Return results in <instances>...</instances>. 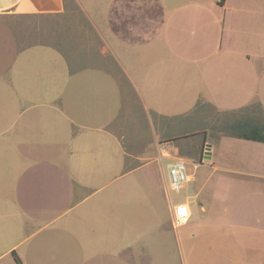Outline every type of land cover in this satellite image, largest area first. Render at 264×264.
Wrapping results in <instances>:
<instances>
[{
	"label": "crops",
	"instance_id": "crops-1",
	"mask_svg": "<svg viewBox=\"0 0 264 264\" xmlns=\"http://www.w3.org/2000/svg\"><path fill=\"white\" fill-rule=\"evenodd\" d=\"M155 1L160 9L157 32L164 33L166 28L165 35L172 36L174 42L191 44L185 45V51L191 46L205 51L189 71L193 93L206 90L194 101H207L218 110L240 107L219 104L211 95L214 86L221 85L228 92L250 93L251 102L264 105V55L249 54L234 44L225 48L220 38L200 36L208 29L217 32L226 21L224 13L229 14L232 25L264 29V7H232L231 0ZM122 8L127 10L125 3ZM64 10L65 0H0V19L57 17ZM54 21H49L50 35L81 28L66 23L59 26ZM14 28V24L0 22V264H16L13 254L23 264H161L159 234L165 231L137 230L134 236L129 235L134 239L127 240L126 215L117 213L118 228L111 229L110 209L106 208L111 203L120 206L121 201L125 205L121 189L114 199L108 190L100 197L98 194L110 183L104 180L105 175L117 165L124 172L151 165L147 172L155 177L152 164L156 163L166 186V166L158 155L174 135L158 132L151 123L128 128L127 120L111 111L110 86H63L60 74L51 75L58 83L48 87L47 46L61 54L63 49L58 42L48 45L38 37L17 39ZM182 29L187 30L186 36L173 35ZM207 39L210 46L206 49L201 45ZM254 61L255 69H244ZM71 64L72 60L65 74L73 78L78 73ZM198 101L176 116L189 113ZM84 103L90 107L83 108ZM229 137L219 135L211 142L207 134L204 156L211 158L213 144L219 146ZM253 142L262 143L254 147L264 151L263 142ZM243 150H231V156H240ZM135 164L137 167L127 171ZM230 170L264 177V171L244 166ZM228 185L221 187L235 190L230 196L215 195L207 204L199 197L204 184L196 187L192 199L188 197L191 216L187 222L192 220L193 226L182 231H178L181 226L173 228L186 252L184 264H264V181ZM151 199L153 204L157 202ZM86 204L82 212L87 215H64ZM205 214L209 216L205 218ZM144 233H148L146 238ZM163 242L167 243L161 246L163 264L170 260L173 264L172 245L169 239Z\"/></svg>",
	"mask_w": 264,
	"mask_h": 264
},
{
	"label": "rangeland",
	"instance_id": "rangeland-1",
	"mask_svg": "<svg viewBox=\"0 0 264 264\" xmlns=\"http://www.w3.org/2000/svg\"><path fill=\"white\" fill-rule=\"evenodd\" d=\"M121 1L122 6L125 3L126 11L122 6L118 7L120 0H75L77 5L74 0H65V10L57 17L10 16L0 19V22L14 24L17 39L33 40L32 38L38 37L48 45H52L54 41L59 43L63 54L47 46L48 87H54L58 83L51 75L60 74L63 86L67 84L110 86L111 111L116 113L117 118L127 120L128 128L140 126L142 128L151 123L158 132L168 136L174 135L172 141L165 146L169 149L171 146L176 147L171 150L175 149L177 154L185 159L187 170L193 173L192 179L179 191L166 189L156 163L152 164L157 173L155 177L147 172L151 165L144 167H137L138 164L131 165L127 167V171L137 168L128 172L119 170L121 168L119 165L116 167L112 165L111 167L115 169H111L110 174H106L104 178L110 183L98 197L108 190L112 199L118 198L117 193L121 189V198H124L125 205L121 201L120 206L113 203L106 206L110 209L108 212L111 215L110 228H118L117 213H121L126 215L127 240H133L134 238L129 235L134 236L137 230L165 231L159 234L160 263L165 262L161 246L167 243L163 240L169 239L173 249V264H184L186 252L183 251V243L181 244L179 240L177 230L171 225V207L187 201L188 197H193L196 187L199 188L201 184H204V187L199 197L206 200L204 201L206 203L215 195L228 197L230 192L235 191L231 188H222V185L229 186L228 184L236 181L250 183L264 181L261 175L233 173L230 170L235 166H244L264 171V151L254 147L263 145L262 143L231 136L224 138L219 146L217 142L214 143L212 157L206 158L203 146L206 135L208 134L211 142L215 141L222 135L219 129L222 128L224 120L253 117L251 118L253 123L264 125V105L261 102H251L250 93L228 92L227 88L221 85L214 86L215 92L211 95L219 104L240 107L218 110L207 101L196 100L206 90L193 93L192 85L189 83L192 78L189 71L195 68L194 61L204 55L205 51L197 46H191L193 48H187L185 51V45L191 44L174 42L172 36L165 35L168 31L166 28L164 33L157 32L160 9L155 0ZM230 5L258 8L264 7V0H231ZM224 16L226 21L217 26V32L208 29L207 34L200 35L201 38L217 37L222 39L225 48L234 44L237 49L249 54L264 55V29L258 27L249 29L245 24L232 25L228 21L229 14L224 13ZM53 20L59 26L66 23L71 28L72 25L81 28L72 31L61 29L56 35H50L49 21ZM134 25H137V28ZM35 26L36 29L32 28ZM36 31L39 33L36 34ZM25 33L27 37H24ZM173 35L186 36L187 30L175 31ZM136 36L141 40L136 39ZM209 39L201 46L207 49L210 46L206 45ZM66 56L69 57V61ZM70 60L71 66L76 68L78 73L73 78L65 74L69 70ZM256 66L257 62L254 61L244 66V69H255ZM195 97V101H201L203 106L200 104L189 113L176 116L189 110V106L195 103ZM82 107L89 108L90 105L84 103ZM163 117H167L166 121H162ZM241 149L244 150L240 152V156L235 158L231 156V150ZM166 164L167 161H164V168ZM193 165L197 167L194 168ZM151 197L157 200L155 204ZM87 207V204L81 206L78 208L81 211L77 209L75 212L65 211L64 208V215L73 213L87 215V212H82ZM204 216L206 218L209 215ZM192 226L193 221L190 220L178 231L187 230ZM144 234L146 238L148 233ZM169 264H172V260Z\"/></svg>",
	"mask_w": 264,
	"mask_h": 264
},
{
	"label": "built area",
	"instance_id": "built-area-1",
	"mask_svg": "<svg viewBox=\"0 0 264 264\" xmlns=\"http://www.w3.org/2000/svg\"><path fill=\"white\" fill-rule=\"evenodd\" d=\"M158 160L161 164L163 161H167L166 189L179 191L185 183L190 181L192 175L187 170V162L175 150H171L166 146L161 147ZM193 166L196 167V165ZM190 216L191 210L188 200L175 204L172 207V227L174 229L179 228L188 221Z\"/></svg>",
	"mask_w": 264,
	"mask_h": 264
},
{
	"label": "trees",
	"instance_id": "trees-1",
	"mask_svg": "<svg viewBox=\"0 0 264 264\" xmlns=\"http://www.w3.org/2000/svg\"><path fill=\"white\" fill-rule=\"evenodd\" d=\"M200 104H202L201 101L198 102L195 107H198ZM251 118L253 117H249V119L244 118L224 120L222 121V128H220L219 130L220 132H222V135L233 136L264 143V125L253 123ZM13 255L16 264H23L16 254Z\"/></svg>",
	"mask_w": 264,
	"mask_h": 264
},
{
	"label": "water",
	"instance_id": "water-1",
	"mask_svg": "<svg viewBox=\"0 0 264 264\" xmlns=\"http://www.w3.org/2000/svg\"><path fill=\"white\" fill-rule=\"evenodd\" d=\"M208 153V152H207Z\"/></svg>",
	"mask_w": 264,
	"mask_h": 264
}]
</instances>
